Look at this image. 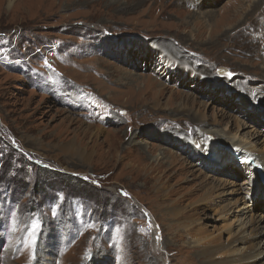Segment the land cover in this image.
Returning a JSON list of instances; mask_svg holds the SVG:
<instances>
[{"label": "rangeland", "instance_id": "374dc122", "mask_svg": "<svg viewBox=\"0 0 264 264\" xmlns=\"http://www.w3.org/2000/svg\"><path fill=\"white\" fill-rule=\"evenodd\" d=\"M253 1L0 0V264H203L200 236L264 264L226 140L264 146ZM73 140L87 159L56 155Z\"/></svg>", "mask_w": 264, "mask_h": 264}, {"label": "bare ground", "instance_id": "6f19581e", "mask_svg": "<svg viewBox=\"0 0 264 264\" xmlns=\"http://www.w3.org/2000/svg\"><path fill=\"white\" fill-rule=\"evenodd\" d=\"M263 4H264V0H254L253 4L251 6V10L248 13H251V12L253 13L255 10L258 11L259 8H261L263 6ZM234 13H236L238 15V11H234ZM249 17H250V14H249ZM258 24H259V22H258ZM231 40H233V39H231ZM187 77H189V76H187ZM262 101L264 102V92L260 91V97L258 99V102L261 103V106L264 105V103H262ZM245 105H247V104H245ZM207 130L210 133L213 132L216 136H220L218 134L220 132V130H218L216 128H213V126L210 127V128H207ZM226 140L231 141V143L236 146V150H230L233 157H235V155L237 154V155H241V160L245 159V160L249 161L250 159H252V160H254L256 162V164L260 163L262 165L263 169H264V146L258 148V150H256L255 153H250L249 152L250 148L257 149V147L254 145V143L252 141H249V143H247V141L238 132L233 133L231 136H227L226 135ZM200 142L203 143V142H205V140L203 138H201ZM197 143L200 144L199 142H197ZM248 144H250V147H247ZM40 145H41V147H43L42 143L39 144V146ZM57 147H58V150H57L58 153L56 154L57 156H61L63 153H65L66 156L69 155L72 158L74 154L80 153L81 156L83 157V159H87L89 157V153L87 152V150H85L83 148H79L76 145L74 140L73 141L62 142V143L58 144ZM202 151L203 152H207L205 154L209 155L208 154V152H209L208 149H205V150H202ZM245 160H244V162H246ZM246 164H248V163H246ZM248 166H250V165L248 164ZM251 168H252V171H250V170L248 171L249 172V174H248V177H249L248 185L250 187V192L254 193V195H257V196H260V197H264V184L262 182L263 178L261 177L262 178V180H261V178L259 177V174L256 171L257 170L256 166L253 165V166H251ZM261 182H262V184H261ZM262 188H263V191H262ZM241 211H243V210H241ZM250 223H251V219L249 221H247V222H242L241 223L240 227H241V231L242 232L244 231V236H245V233H246L245 230L247 228H250ZM184 234H185V232L182 233V234H179L178 236L182 235L183 238H184ZM246 234L248 236H251V238H254L256 236V233L254 232L253 229L251 231H248ZM238 235H240V228L238 230ZM238 239L239 238L236 239L237 242H243L242 240H238ZM198 240H200V241H198L200 243H198L193 248L192 251H194L198 255H200L201 259L206 260V262L203 263V264H239V263L248 264L251 259H256L259 256L258 254H253V255L250 254V247H253V244H251V245L245 244L246 247L244 248L245 250L243 249L244 252L243 251L241 252L239 250L241 253L239 251L233 249L234 246L232 245L231 247L226 249V252L229 253V255L228 256H226V255L223 256L221 258L223 260L220 263H217L216 260H215V256L224 249V247L220 244L219 240L216 237H206L205 238L204 236L198 237ZM233 244H235V243H233ZM232 253H234V254H232ZM236 253H240V254L237 256ZM263 256L264 255H262L260 257H263Z\"/></svg>", "mask_w": 264, "mask_h": 264}, {"label": "snow or ice", "instance_id": "6c2138e0", "mask_svg": "<svg viewBox=\"0 0 264 264\" xmlns=\"http://www.w3.org/2000/svg\"><path fill=\"white\" fill-rule=\"evenodd\" d=\"M45 64L48 65V62L45 61ZM50 67V65H48ZM125 195H127V193H125ZM35 243V240H33V244Z\"/></svg>", "mask_w": 264, "mask_h": 264}]
</instances>
